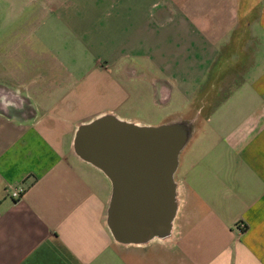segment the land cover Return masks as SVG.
<instances>
[{
	"label": "crops",
	"instance_id": "crops-1",
	"mask_svg": "<svg viewBox=\"0 0 264 264\" xmlns=\"http://www.w3.org/2000/svg\"><path fill=\"white\" fill-rule=\"evenodd\" d=\"M79 1H50L66 35L77 36ZM132 1L120 0V9L112 0L105 12L107 29L127 32L133 70L71 74L45 67L24 43L8 44L0 63V264H264V0ZM146 79L156 106L174 94L187 105L194 93L200 103L175 173L169 235L119 244L108 227L112 185L78 156L75 135L105 115L147 126L121 114L138 103L133 90ZM20 182L27 192L13 201L6 188Z\"/></svg>",
	"mask_w": 264,
	"mask_h": 264
},
{
	"label": "water",
	"instance_id": "water-1",
	"mask_svg": "<svg viewBox=\"0 0 264 264\" xmlns=\"http://www.w3.org/2000/svg\"><path fill=\"white\" fill-rule=\"evenodd\" d=\"M189 135L185 122L147 127L114 115L76 132L78 156L112 185L108 227L117 243L140 245L169 235L178 212L175 173Z\"/></svg>",
	"mask_w": 264,
	"mask_h": 264
},
{
	"label": "rangeland",
	"instance_id": "rangeland-1",
	"mask_svg": "<svg viewBox=\"0 0 264 264\" xmlns=\"http://www.w3.org/2000/svg\"><path fill=\"white\" fill-rule=\"evenodd\" d=\"M50 1L52 0H0V63H3V54L6 53L8 44L15 47L19 43H24L29 49L41 53L45 67L61 65L71 74L90 73L102 67L112 73L119 71L123 66L129 67L130 70L138 66L133 63L132 58L126 57L127 55L133 57V48L127 46L123 37L127 32L123 31V34H120L119 30L106 28L111 21H107L110 16H107L108 13L105 11L113 7L112 0L79 1L83 7L78 14V23L75 24L77 36L66 35L64 29L58 25L60 21L57 23L56 17L62 14L57 4H50ZM113 1L118 2L117 6L120 5V9L127 3ZM88 17L91 18L90 21ZM121 54L125 56L117 62L116 56ZM2 75L3 72H0V79ZM148 82L147 79L138 80V87L133 90V103L135 101L138 103L123 108L122 115L147 123L149 127L174 122L191 124L190 118L200 103L192 97H195L194 93H189L191 99L187 100V105L183 98L179 99L174 94L170 104L163 105L158 102L156 106L155 100L152 101L153 92H150Z\"/></svg>",
	"mask_w": 264,
	"mask_h": 264
},
{
	"label": "built area",
	"instance_id": "built-area-1",
	"mask_svg": "<svg viewBox=\"0 0 264 264\" xmlns=\"http://www.w3.org/2000/svg\"><path fill=\"white\" fill-rule=\"evenodd\" d=\"M27 192V187L24 182H20L16 185H10L6 188V195L13 201H18L23 198L24 194ZM245 230H247V226L245 223H239L237 225V232L239 235H242Z\"/></svg>",
	"mask_w": 264,
	"mask_h": 264
}]
</instances>
